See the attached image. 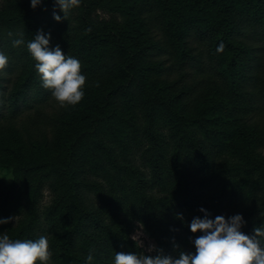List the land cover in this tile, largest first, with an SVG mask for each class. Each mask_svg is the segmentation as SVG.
Masks as SVG:
<instances>
[{
    "label": "trees",
    "instance_id": "1",
    "mask_svg": "<svg viewBox=\"0 0 264 264\" xmlns=\"http://www.w3.org/2000/svg\"><path fill=\"white\" fill-rule=\"evenodd\" d=\"M53 10H0V219L18 217L0 235L46 236L50 264H88L90 252L114 264L152 245L194 253L201 208L242 215L246 235L264 224V0H81L68 19L56 9L61 22ZM41 30L81 62L74 108L46 110L55 99L26 47Z\"/></svg>",
    "mask_w": 264,
    "mask_h": 264
},
{
    "label": "clouds",
    "instance_id": "2",
    "mask_svg": "<svg viewBox=\"0 0 264 264\" xmlns=\"http://www.w3.org/2000/svg\"><path fill=\"white\" fill-rule=\"evenodd\" d=\"M43 3L44 0H31V7L35 10ZM80 4L81 0H54V19L62 21L56 9L63 13V19H68L69 13ZM8 35L11 37L13 34L9 32ZM18 36L13 40V47L25 45L23 33H18ZM50 39L51 34L41 30L27 42V50L36 61L35 68L42 87L50 90L61 108H74L85 96L86 76L82 74V65L77 58L66 56L59 45L54 49L49 48ZM224 48L225 45L221 43L217 52L223 53ZM8 62V57L0 52V71L7 67ZM200 211L204 212V217H196L190 224L193 233H202L192 241L194 253L179 251L178 257H173L152 245L147 251L156 255L116 252L114 264H264V224L254 227L253 233L246 235L241 230L246 225L242 215L211 219L206 209L201 208ZM178 218L183 219L182 216ZM17 219V216L0 219V225ZM141 234L138 231L132 237L138 247H143ZM51 257L46 236L36 240H12L7 233L0 235V264H50ZM93 259L90 252L86 257L88 264H92Z\"/></svg>",
    "mask_w": 264,
    "mask_h": 264
},
{
    "label": "rangeland",
    "instance_id": "3",
    "mask_svg": "<svg viewBox=\"0 0 264 264\" xmlns=\"http://www.w3.org/2000/svg\"><path fill=\"white\" fill-rule=\"evenodd\" d=\"M19 1L22 2V3H26V2H29L31 0H19ZM5 3H6V0H0V10L2 8H4ZM93 18L96 19V20H99L101 22H109V21H112L114 19H117V16L112 14L111 12H108L107 10L98 9V11H96L93 14ZM54 103H55V105H49V106L46 107V110H47L48 114L52 113V112H54L55 110L58 109L59 105H58L57 101H55ZM137 158H140L139 154H137L135 157H131V159H134L138 164H140L139 163L140 161H138L139 159L137 160ZM2 176L6 180V182H10L11 179H12L10 173L7 172V171L6 172L5 171L2 172ZM52 198L53 197H52V194L50 193V191L45 190L44 194H43V199H42V202H41V205H40L41 206V210H44L47 206L50 205V203L52 201ZM14 222H16V221L14 220Z\"/></svg>",
    "mask_w": 264,
    "mask_h": 264
}]
</instances>
